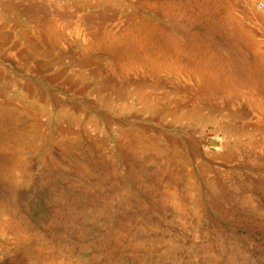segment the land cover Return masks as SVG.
<instances>
[{"label": "rangeland", "instance_id": "obj_1", "mask_svg": "<svg viewBox=\"0 0 264 264\" xmlns=\"http://www.w3.org/2000/svg\"><path fill=\"white\" fill-rule=\"evenodd\" d=\"M25 1L13 8L0 0V264H264V75L256 72L250 41L225 28L224 6L93 0L89 8L79 0L81 15L114 14L92 29L98 37L120 33L130 20L158 25L133 27L119 41L124 49L149 46L148 33L158 41L161 28L179 37L183 48H203L197 55H209L207 82L195 72L190 80L177 72L163 78L198 91L219 110L241 101L233 117L216 111L180 119L168 110L163 118L142 110L132 98L103 99L95 93V77L60 57L86 46L85 23L72 0H31L47 2L53 17L66 11L75 18L71 27L55 28L56 46L34 50L25 36L36 31L16 9ZM247 1L239 0L238 9ZM235 7L229 9L264 49L263 25ZM88 51L104 69L116 70L107 54ZM181 62L185 70L188 62ZM173 95V104L181 100Z\"/></svg>", "mask_w": 264, "mask_h": 264}, {"label": "bare ground", "instance_id": "obj_2", "mask_svg": "<svg viewBox=\"0 0 264 264\" xmlns=\"http://www.w3.org/2000/svg\"><path fill=\"white\" fill-rule=\"evenodd\" d=\"M72 1L74 3H76V4H78V7L76 8V11L74 12V14H76V16L78 15L79 18L78 17H76V18L78 20H80V21H83V23H85L86 33L84 34V36H85L84 40H85V45L86 46H85L84 52H79V53L59 52V54H60V57L61 56L64 57V58H66V57L68 58L69 57L72 62L73 61H77L78 65H79V67L81 69V73L83 75H86V73H87L92 78L95 77L94 78V84L95 85L97 84V87L95 89V93H98L100 96H102L103 99H106V100L107 99H112V100L124 103V102H127L130 98H132V103H131L132 105L134 103H139L141 108H142V110L143 109H146V110L147 109H149V110L151 109L152 110L151 113L159 114V115L162 116V118L165 117V116H168V115H165V112L167 110H168V112H172L174 115H176L180 119H183V118L186 119L185 116H189L190 114H194L195 115L196 113L206 114L208 116H212V115L214 116V113L216 111H219L221 113L222 112H225V113L227 112L226 115H229V116H232V117L234 115H237V114H235V111H236V109L239 106H241L240 103H239L241 101H239L238 103L234 104L235 107L233 106L230 109H228L229 107L226 108V106H228V105H225V106H222V107L219 106V107H221L220 109H222V110H219V108L214 106V102H212L211 99H209L207 97H203L202 95H199L198 91H194V90L193 91H189V90L185 89V87L178 88L176 85L172 86V84H169L163 78V74H168L169 75V74H173V73L177 72V74H179V75H181L183 77L186 76L189 79L190 78L189 76L192 75L191 72H195V78H198L201 81L207 82L210 79V76H212V72L208 68L209 65L206 64L209 61L208 60L209 55L206 52H204V56L200 55L201 57H199V58H198V55H197V53H202V49L203 48L196 47V46L190 48L189 50L185 48L186 46L183 48L181 46L182 44L180 42L181 40H180L179 37H177L175 35H171L170 33H167L165 30H163L161 28V30L164 31V33L159 35L160 39L158 41H154L153 40V38H154L153 35L148 33L149 36L146 39V41H148L147 44L149 46H146V44H145L144 46H142L139 49H137V48H135L132 45L130 47H127V49H124L123 45H121L119 41L122 39L123 36L127 35L129 30H131L135 26H141L143 24L150 26V25H154L155 23L153 24V22L146 21V20H144L142 22L141 21H137V20H136L137 22H131V20H130L128 22L127 28H125V29L123 28L124 30L122 29V31L120 33H117V31H115L114 34L111 31L105 32V33L103 32V36H99L98 37L97 35L93 34L92 29L95 30L96 27H98V28L102 27L108 21V19H110L112 16H114V14L113 13H109L110 12L109 11L108 13H105V14H103V12H102V13H98V14H91L89 16L88 15L85 16L84 14L81 15V11L83 10V8H81L79 0H72ZM196 1H197V3H199L198 6H201L202 8L205 7L204 9L210 7V5H212L213 9L219 8L220 5L224 6L223 7V9H224L223 16L225 18L224 19L225 20V22H224L225 23L224 24L225 28L228 31H234V30L238 31L240 33V35L244 37L243 38L244 40L248 39L250 41L249 42L250 45H249V48H248L249 50L248 51L249 52L251 51L254 54V59H255L254 60V65L257 68L256 72H260L261 71L260 74H262V76H263L264 75V49H263L262 45L260 44L259 41L254 40L255 37H256V34L253 31H251V29H249L248 26L244 23V21H243L244 19L242 20V18H241L242 16L238 15L235 11L233 12V11H231L229 9L230 5L236 6L234 9L239 10V12H243L246 17L253 19L254 21L258 22L259 24H262L263 27H264V11L262 13L260 11H258V9H257V0H248L246 2L244 10L238 9L239 8L238 7L239 6V0H202V1L201 0H196ZM93 2L95 3V1H93V0H87V2H85V6L91 8L92 6H94ZM109 2H110V0H104L103 1L104 4H109ZM15 3H17L16 0H5V6L6 7H11L12 6L13 8H15ZM46 3L47 2L42 3V2H33L31 0H26L25 3L22 5V7L19 4V6L21 8L16 7V9L21 11L22 15L25 18V21L29 25H31L34 28V30L36 31V36L35 37L29 36V35L25 36V39L27 40V42L31 45V47L34 50H37L39 48V46H41V47H54V46H56L61 41V39L57 38V36L55 34L56 29H61L63 27H69V26L71 27L72 19H75L73 16H70L69 14H65L66 11L64 12V14H62V15L60 14L58 18L53 17L56 14L55 13L53 14V12H50L51 15L48 14L49 13L48 12L49 6L46 5ZM261 5L264 8V3L263 2L261 3ZM212 7H211V10H212ZM57 13H59V12H57ZM60 13H62V12H60ZM209 15L210 14H208V17H209ZM178 17H180V16H178ZM53 19H54V21H53ZM75 24H76L75 28H77V30L80 29L79 28L80 27V23L78 21H75ZM155 26L158 27L157 24H155ZM117 30H118V28H117ZM177 32H179V31H177ZM106 33H109V35L106 36ZM88 36H90L89 41L86 40V37H88ZM224 37L226 38V36H224ZM105 40H109L110 41V45L109 46L103 45V43H105ZM130 41H131V39H130ZM133 42H134V40H133ZM193 43L195 45V42H193ZM156 44H158V45L157 46H152V45H156ZM169 45L171 46V48L167 47ZM90 48L91 49L97 48L99 51H101V53L107 54L109 56V58L115 64L118 65L116 70H114L112 72H109L108 70L104 69V67L102 65H100V63H98V61L96 59L93 58L91 60V58L89 56V51H88V50H90ZM50 49H53V48H50ZM50 49H48L47 54H48L49 57L52 58V54L50 52ZM40 53H43V51L40 52ZM130 53H133V55H132L133 58L129 57ZM132 59H134V61ZM184 59L188 62V66H186L185 70H184V68H180L179 67L182 64L181 61H183ZM215 61H217V60H215ZM226 61H228V60H226ZM203 63H205V65L202 68L201 65H203ZM75 65H77V64H75ZM223 66H224V64H223ZM228 68H226V70ZM232 74H233V72H232ZM74 76L76 77V75H74ZM205 78H207V79H205ZM226 81H229V80H226ZM260 81L264 82L262 79ZM24 84H25V82H24ZM197 84H195V85L197 86ZM79 87L80 86H78V88ZM81 87H82V85H81ZM244 88H245V85H244ZM251 89H253V88H251ZM173 94L180 95V97H181V100L179 102H175L174 104L170 101L171 100V96ZM52 96H55V95H52ZM49 98H51V97H49ZM49 98H47V100H49ZM28 100H30V99H28ZM164 100H166L167 103H163ZM57 102H58V100H57ZM227 103H229V102H227ZM244 105H243V107H245ZM91 106L93 107V105H91ZM217 106H218V104H217ZM76 107H78V106H76ZM46 109H47V107H46ZM224 110H226V111H224ZM242 113H244V112L242 111ZM241 114H239V115H241ZM177 117H175V118H177ZM26 118H27V116H26ZM165 119H163V120H165ZM72 121H74V120H72ZM76 121H77V119H76ZM63 128H65V126ZM179 128H181V127H179ZM109 129H110V127H109ZM134 130H135V126L133 125L132 127H130V131L132 132ZM35 131H37V130H35ZM38 134H39V132H38ZM122 134H124V133L122 132ZM119 136H117V137H119ZM221 141H222V139H221ZM131 142H133V141H131ZM134 142H135V140H134ZM218 144L220 145V141L219 140H218ZM190 149H193V148H190ZM187 158L189 159V157H187Z\"/></svg>", "mask_w": 264, "mask_h": 264}, {"label": "water", "instance_id": "obj_3", "mask_svg": "<svg viewBox=\"0 0 264 264\" xmlns=\"http://www.w3.org/2000/svg\"><path fill=\"white\" fill-rule=\"evenodd\" d=\"M212 144H214V145L216 144L217 145L218 144V141H214Z\"/></svg>", "mask_w": 264, "mask_h": 264}]
</instances>
